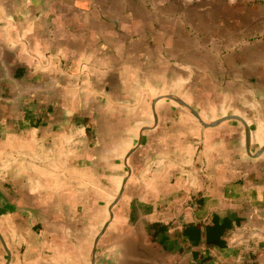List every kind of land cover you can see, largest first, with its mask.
Segmentation results:
<instances>
[{"label":"crops","instance_id":"1","mask_svg":"<svg viewBox=\"0 0 264 264\" xmlns=\"http://www.w3.org/2000/svg\"><path fill=\"white\" fill-rule=\"evenodd\" d=\"M215 7L0 0V264H264V150L157 99L264 144L263 21Z\"/></svg>","mask_w":264,"mask_h":264},{"label":"rangeland","instance_id":"2","mask_svg":"<svg viewBox=\"0 0 264 264\" xmlns=\"http://www.w3.org/2000/svg\"><path fill=\"white\" fill-rule=\"evenodd\" d=\"M211 2L216 3V7L213 8L212 13L218 18H225L226 23L231 19H240L242 21V27L238 28L237 25L235 31L242 33L243 40L249 39V35L253 31L252 25H254V21L258 18L263 21L262 25L260 23L259 33L264 34V0H210ZM229 30L230 28L228 27L227 31Z\"/></svg>","mask_w":264,"mask_h":264},{"label":"water","instance_id":"3","mask_svg":"<svg viewBox=\"0 0 264 264\" xmlns=\"http://www.w3.org/2000/svg\"><path fill=\"white\" fill-rule=\"evenodd\" d=\"M157 99H169V100H172L174 102H176L179 106H181L183 109H185L188 113H190L195 119L196 121L202 126V127H212V126H215L219 123H222L224 121H227V120H236L238 121L242 127H243V131H244V149H245V152L248 156L250 157H255V156H258L263 150H264V144L254 153H250L249 152V132H248V128H247V125L246 123L241 119L239 118L238 116H235V115H228V116H223V117H220L218 119H215L213 121H204L197 113L196 111H194L190 106H188L185 102H183L182 100H180L179 98L173 96V95H165V96H162V97H159ZM157 99H154L152 101V108L154 107V102L157 100ZM153 117L155 119V114L153 113ZM128 169H127V173H128ZM124 182V181H123ZM122 187H123V183H122V186L120 187V190L118 192V194L116 195L115 199L116 200L119 196V194L121 193L122 191ZM95 242H96V239H95ZM95 242H94V246H95ZM90 263L91 264H95L94 263V247L92 249V252H91V256H90Z\"/></svg>","mask_w":264,"mask_h":264}]
</instances>
